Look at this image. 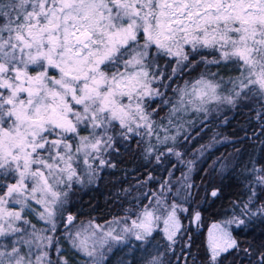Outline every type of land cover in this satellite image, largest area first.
I'll list each match as a JSON object with an SVG mask.
<instances>
[{
	"label": "snow or ice",
	"instance_id": "1",
	"mask_svg": "<svg viewBox=\"0 0 264 264\" xmlns=\"http://www.w3.org/2000/svg\"><path fill=\"white\" fill-rule=\"evenodd\" d=\"M201 50H212L218 59H196ZM162 57L170 58L171 66L158 64ZM201 63L217 69L232 65L238 75L225 79L219 71H205L184 80L172 89L175 101L162 100L168 106L161 118L166 124L153 119L159 106L152 108V101ZM253 100L261 105L260 120L264 0H0V240H9L0 242V264H73L61 239L82 253L86 264H105L106 252L129 238L147 253L143 246L155 241L161 224L167 250L174 252L186 232L178 213L189 214L190 222L201 219L200 211L184 206L194 187L189 182L194 161H185L176 147L192 123L184 117L202 113L205 124L209 105L236 108ZM133 138L145 157L159 162L171 155L186 165L179 187L173 192L165 181L159 192L145 194L148 204L125 209V216L105 225H78L67 212L73 183H91L99 169L115 167L106 157L118 151L117 141ZM169 142L172 147L159 150ZM210 147L197 151L203 156ZM251 163L245 169L253 175L250 183L264 190V166ZM224 168L221 164L220 171ZM248 191L246 201L233 202L239 216L212 225L206 264H223L239 250L231 226L264 217V203H255L256 188ZM209 194L218 197L219 189ZM30 215L46 227L37 228ZM153 251L157 255L145 264H165L164 253ZM254 264H264V252Z\"/></svg>",
	"mask_w": 264,
	"mask_h": 264
},
{
	"label": "trees",
	"instance_id": "2",
	"mask_svg": "<svg viewBox=\"0 0 264 264\" xmlns=\"http://www.w3.org/2000/svg\"><path fill=\"white\" fill-rule=\"evenodd\" d=\"M185 51L189 49L186 47ZM201 56L208 60L218 59L212 50H201L195 58L199 59ZM157 63L161 66L165 64L171 66L170 58L167 57L158 58ZM205 71H219L225 79L238 75L232 65L226 68L222 65L217 69L212 65L206 68L201 63L195 70L176 79L167 91L161 89L165 91L164 97H157L151 103L152 108L159 106L153 119L166 124V120H161V118L167 115L168 106L162 104V100L175 101L177 95L172 89L177 85L182 86L184 80L191 81L197 78L201 72ZM154 86L157 87V85ZM259 107L261 105L256 100L236 108L226 105L218 107L213 103L209 105L210 115L205 124L201 123L204 120L202 113L190 112L184 117L192 123L185 125L182 135L178 138L176 147L178 151L184 153L183 159L193 157L201 145L211 144V147L207 148L204 155L199 157L195 163L190 181L194 185L191 189L192 200L186 205V207L191 206L200 211L201 219L198 223L190 222L189 214L178 213L186 229L184 240L180 241V244L189 242L191 247L182 251L178 244L174 252H169L167 250L168 241L162 232L163 225L161 224L160 228L153 233L155 241L143 246L148 250L147 253L138 246H131V251H129L131 255L123 256L125 262L118 260L116 251L107 255L105 264H145L150 256L157 255V252L153 251L155 247L164 253L165 264H177L178 257L180 264H184L185 257L187 264H206L207 239L212 223L239 216V208L234 210L233 202L246 201L250 195L249 187L256 188V206L264 203V190L258 185H252L250 182L253 175L250 171H245L246 168L251 169V161H254L257 167L264 166V143H262L264 141V115L260 120L256 119ZM254 132L260 134L253 135ZM184 135H188L187 141H184ZM152 143H155V140ZM168 147H172L171 142L167 145H160L159 150L166 151ZM115 148L118 151L106 157L115 167L105 166L99 169L96 179L91 183H73L67 212L76 217V222L106 223L115 217L124 215L125 209L138 204H146L145 194L153 189L157 190L159 185L165 181L171 184L173 192L179 187L178 181L185 173L186 166L175 156H163L159 162L154 156L145 157L143 145L137 144V138H133L131 142L117 141ZM221 164L225 165L222 172L220 171ZM169 172L172 173L171 176L168 175ZM149 176L152 179H149ZM213 189H219L218 197L210 196L209 193ZM168 202H172V193H168ZM176 202L180 203L179 200ZM28 219L37 228L42 227V222L34 216L30 215ZM230 229L234 238L239 242L240 248L227 254L223 259V264H254L256 256L264 252V217H252L246 220L243 226L233 225ZM61 247L67 249L64 255L75 257L73 264H86L83 254L74 253L63 239H61ZM244 249H248L251 256L246 255ZM51 259H56L54 253L51 254Z\"/></svg>",
	"mask_w": 264,
	"mask_h": 264
},
{
	"label": "rangeland",
	"instance_id": "3",
	"mask_svg": "<svg viewBox=\"0 0 264 264\" xmlns=\"http://www.w3.org/2000/svg\"><path fill=\"white\" fill-rule=\"evenodd\" d=\"M153 87H155L154 85H153ZM205 153V152H204ZM204 155V154H203ZM199 157H202L200 154H199V152L197 151L195 154H194V156L193 157H191V158H189V159H186L185 161H187V160H192V161H194V166H195V163H196V161H197V159L199 158ZM186 166V165H185ZM193 169H194V167H193ZM193 172V171H192ZM192 172L190 173V179H189V182L191 181V175H192ZM185 173H187V167H186V169H185ZM164 183V182H163ZM191 183V182H190ZM162 184V183H161ZM160 184V185H161ZM160 185H159V188L157 189V190H155V189H153V190H151V191H148V195L150 196L151 195V193L152 192H159V190H160ZM168 195V194H167ZM149 203V201L147 200V203L146 204H148ZM139 205H142V204H139ZM185 207H186V205H184ZM130 208H136V206H133V207H130ZM126 215V213H124V215H122V216H120V217H123V216H125ZM120 217H115V218H120ZM132 218H135V217H132ZM111 220H113V219H111ZM110 220V221H111ZM225 220H228V219H222L221 221H216V222H213L212 223V225L213 224H216V223H222L223 221H225ZM83 222V224L84 225H86V224H88V222L89 221H82ZM91 222H94L95 224H99V225H105L106 223H98V222H96V221H91ZM78 225H81V222H76ZM212 225H211V227H210V229L212 228ZM82 226V225H81ZM44 227H46V225L42 222V227L41 228H44ZM118 230V229H117ZM210 231V230H209ZM229 231H231V229L229 228ZM232 233V232H231ZM233 235V234H232ZM234 237V236H233ZM0 242H3V243H9V240H0ZM138 244L140 245V242L139 241H137V240H135L134 238H129V240L127 241V242H125V243H123V244H116V245H113L112 246V250H111V252H106V256L108 255V254H111V253H113V252H116L117 251V258H118V260L119 261H121V262H125V260H124V258H123V256H129V255H131V252H129V251H131V249L130 248H132L131 246H133V247H137L138 246Z\"/></svg>",
	"mask_w": 264,
	"mask_h": 264
}]
</instances>
